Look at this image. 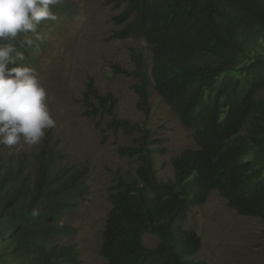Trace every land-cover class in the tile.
<instances>
[{"label":"trees","instance_id":"obj_1","mask_svg":"<svg viewBox=\"0 0 264 264\" xmlns=\"http://www.w3.org/2000/svg\"><path fill=\"white\" fill-rule=\"evenodd\" d=\"M109 1L123 7L117 38L142 39L151 53L150 65L132 53L137 109L148 114L153 88L192 132L196 147L171 159L173 180L166 183L157 180L152 156L137 151L136 179L121 182L110 196L99 253L105 264H206L195 259L200 238L180 222L212 192L238 215L264 224V99L258 97L264 90V0ZM52 10L57 19L41 22L43 35L64 13L60 0ZM16 44L26 56L17 66L33 67L47 47L31 33ZM83 100L96 101L97 109L115 101L92 81ZM113 126L126 134L137 130L124 121ZM31 161L9 166L0 158V264H82L75 247L62 241L73 233L66 218L89 194L87 169L61 166L46 144L33 176ZM145 234L158 238L154 248L143 246Z\"/></svg>","mask_w":264,"mask_h":264},{"label":"rangeland","instance_id":"obj_2","mask_svg":"<svg viewBox=\"0 0 264 264\" xmlns=\"http://www.w3.org/2000/svg\"><path fill=\"white\" fill-rule=\"evenodd\" d=\"M60 2L64 13L45 33L47 47L33 66L48 92L55 127L46 130L40 143L24 145L20 150L0 145V158L9 166L24 157L32 160L27 172L33 176L34 159L46 144L61 166L87 169L89 194L66 218L73 233L62 243L75 247L82 264H105L99 250L112 206L110 196L121 182L136 179L140 164L137 151L152 156L157 180L166 183L173 180L171 159L196 146L192 132L181 125L153 88L148 114L137 109L136 82L130 75L134 70L132 53L142 54L149 65L151 53L142 39L117 38L123 28L117 20L123 7L116 8L109 0ZM90 81L101 96H112L114 105L97 109L96 101L85 102ZM258 97L264 99V90ZM114 121L127 122L137 130L132 134L116 131ZM180 227L200 238V250L195 255L198 261L264 262L263 222L238 215L216 191L203 205L193 206ZM158 242L153 235L142 237L146 248H154Z\"/></svg>","mask_w":264,"mask_h":264},{"label":"clouds","instance_id":"obj_3","mask_svg":"<svg viewBox=\"0 0 264 264\" xmlns=\"http://www.w3.org/2000/svg\"><path fill=\"white\" fill-rule=\"evenodd\" d=\"M58 0H0V145L22 149L40 143L46 130L55 127L47 103L48 92L33 67L17 66L26 60L16 41L31 33L35 41L46 36L42 21H55L52 7ZM31 46L34 41L26 37ZM9 64L16 65L9 67Z\"/></svg>","mask_w":264,"mask_h":264}]
</instances>
